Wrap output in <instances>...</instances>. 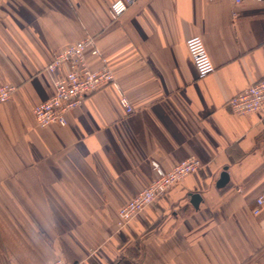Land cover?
Instances as JSON below:
<instances>
[{
  "label": "crops",
  "instance_id": "0c3cea01",
  "mask_svg": "<svg viewBox=\"0 0 264 264\" xmlns=\"http://www.w3.org/2000/svg\"><path fill=\"white\" fill-rule=\"evenodd\" d=\"M0 0V264H264V106L227 102L264 79V0ZM201 36L216 67L199 79L185 41ZM92 38L112 86L87 96L67 125L33 109L64 72L55 54ZM91 70L102 63L87 53ZM200 169L126 226L118 211L189 157ZM223 173L228 181L218 185Z\"/></svg>",
  "mask_w": 264,
  "mask_h": 264
},
{
  "label": "built area",
  "instance_id": "2783aa9c",
  "mask_svg": "<svg viewBox=\"0 0 264 264\" xmlns=\"http://www.w3.org/2000/svg\"><path fill=\"white\" fill-rule=\"evenodd\" d=\"M137 0H116L110 5V16L117 20ZM214 1V0H208ZM233 4H241L244 0H226ZM264 23V18H263ZM185 45L190 54L199 79H203L215 72L216 67L209 55L201 36H191ZM87 53L99 57L101 67L91 70L87 63ZM64 69L54 80V93L46 101L37 104L33 109L36 123L41 128L52 125L65 127L67 114L78 108L87 96H90L107 86L114 87L121 95L120 103L127 114L133 112L128 98L121 94L120 86L113 71L96 47L92 38L81 40L57 52L47 67L50 74ZM12 85L0 87V105L8 102L15 92ZM228 108L235 115H246L260 111L264 106V79L240 91L227 102ZM201 162L196 157H189L170 171H163L154 166L156 178L139 194L131 199L118 211L117 226L122 228L148 208L159 197L163 196L171 187L180 183L187 176L196 173ZM264 207V190L256 197L252 213L258 216ZM50 264H66L57 259Z\"/></svg>",
  "mask_w": 264,
  "mask_h": 264
},
{
  "label": "water",
  "instance_id": "95a60500",
  "mask_svg": "<svg viewBox=\"0 0 264 264\" xmlns=\"http://www.w3.org/2000/svg\"><path fill=\"white\" fill-rule=\"evenodd\" d=\"M227 181H228V175L226 173H223L218 185L222 187L226 184Z\"/></svg>",
  "mask_w": 264,
  "mask_h": 264
}]
</instances>
